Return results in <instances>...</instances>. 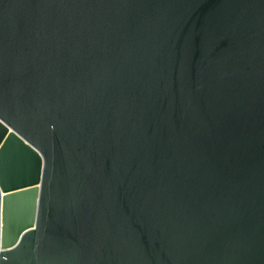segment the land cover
Returning a JSON list of instances; mask_svg holds the SVG:
<instances>
[{"label": "water", "instance_id": "1", "mask_svg": "<svg viewBox=\"0 0 264 264\" xmlns=\"http://www.w3.org/2000/svg\"><path fill=\"white\" fill-rule=\"evenodd\" d=\"M0 264H264V0H0Z\"/></svg>", "mask_w": 264, "mask_h": 264}, {"label": "snow or ice", "instance_id": "2", "mask_svg": "<svg viewBox=\"0 0 264 264\" xmlns=\"http://www.w3.org/2000/svg\"><path fill=\"white\" fill-rule=\"evenodd\" d=\"M8 196H10V194H6L5 198L7 199Z\"/></svg>", "mask_w": 264, "mask_h": 264}]
</instances>
